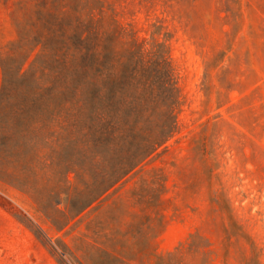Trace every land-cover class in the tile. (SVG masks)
I'll return each mask as SVG.
<instances>
[{"label":"rangeland","instance_id":"374dc122","mask_svg":"<svg viewBox=\"0 0 264 264\" xmlns=\"http://www.w3.org/2000/svg\"><path fill=\"white\" fill-rule=\"evenodd\" d=\"M113 3L139 36L151 25L166 35L178 130L61 230L0 182V264H156L168 253L174 264H264V0ZM15 40L0 4V57ZM192 236L199 250H187Z\"/></svg>","mask_w":264,"mask_h":264},{"label":"trees","instance_id":"16d2710c","mask_svg":"<svg viewBox=\"0 0 264 264\" xmlns=\"http://www.w3.org/2000/svg\"><path fill=\"white\" fill-rule=\"evenodd\" d=\"M113 1L0 0L16 34L0 57V182L30 194L56 230L178 130L182 103L166 35L159 42L162 29L151 25L149 40L139 36ZM190 239L188 251L205 243ZM157 258L172 264L177 256Z\"/></svg>","mask_w":264,"mask_h":264}]
</instances>
